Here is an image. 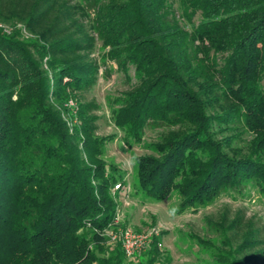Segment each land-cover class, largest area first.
<instances>
[{
    "label": "trees",
    "instance_id": "16d2710c",
    "mask_svg": "<svg viewBox=\"0 0 264 264\" xmlns=\"http://www.w3.org/2000/svg\"><path fill=\"white\" fill-rule=\"evenodd\" d=\"M114 71L128 87L106 94L99 135L86 93ZM146 129L132 197L175 194L177 214L264 197V0H0V264H170L163 231L128 258L103 231L129 190L106 146ZM204 221L208 264H264L255 215Z\"/></svg>",
    "mask_w": 264,
    "mask_h": 264
},
{
    "label": "rangeland",
    "instance_id": "374dc122",
    "mask_svg": "<svg viewBox=\"0 0 264 264\" xmlns=\"http://www.w3.org/2000/svg\"><path fill=\"white\" fill-rule=\"evenodd\" d=\"M131 74V72H130ZM128 87L123 75L119 72H111L106 79H98L95 87L86 93L87 98H94L101 108L98 113L101 118L98 121L97 133L105 135L115 131L109 118L108 106L105 104V96L108 93H118ZM157 130L146 129L139 143H132L127 148L125 143L117 138L106 146V160L120 167L124 179L129 188L127 194H120L117 208L118 220L115 229L130 228L135 232H143L153 226H160V248L171 258L170 264H208L214 253V246L218 242L217 235L209 229L204 221L205 215L217 214L222 205L227 204L231 211L244 210L245 216L255 215L258 224L263 227L264 233V197L255 189L244 191L243 195L234 192L223 193L214 203L199 208L196 212L188 210L177 214V198L171 194L159 202H142L139 198L131 196V186L135 181L134 156L149 152L147 145L156 139ZM128 195V197H126ZM199 238L206 239L210 245L199 242ZM130 264V263H128ZM133 264V263H132Z\"/></svg>",
    "mask_w": 264,
    "mask_h": 264
},
{
    "label": "built area",
    "instance_id": "2783aa9c",
    "mask_svg": "<svg viewBox=\"0 0 264 264\" xmlns=\"http://www.w3.org/2000/svg\"><path fill=\"white\" fill-rule=\"evenodd\" d=\"M5 32H8L7 28H4ZM69 105H72L69 102ZM115 186L114 188H116ZM118 213V212H117ZM113 221V224H117L118 214ZM160 226H153L150 229L143 232H135L130 228H123L113 230L111 227L104 229V234L108 237L109 242H114L119 239L121 248L125 257H131L134 253L141 251L148 243L151 235H158Z\"/></svg>",
    "mask_w": 264,
    "mask_h": 264
}]
</instances>
